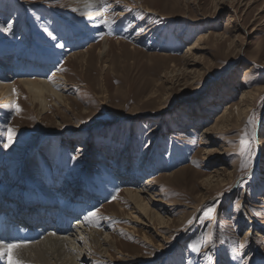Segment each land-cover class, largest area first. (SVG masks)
Segmentation results:
<instances>
[{
    "label": "rangeland",
    "instance_id": "1",
    "mask_svg": "<svg viewBox=\"0 0 264 264\" xmlns=\"http://www.w3.org/2000/svg\"><path fill=\"white\" fill-rule=\"evenodd\" d=\"M73 6L0 0V29L12 25L0 30V61L18 68L15 100L0 104V212L47 180L53 227L78 209L71 230L86 221L112 242L105 254L85 243L83 264H264V0H108L114 23L85 38ZM57 76L64 99L44 96L46 111L18 82ZM146 181L166 203L149 206L164 228L130 222L125 191Z\"/></svg>",
    "mask_w": 264,
    "mask_h": 264
},
{
    "label": "bare ground",
    "instance_id": "2",
    "mask_svg": "<svg viewBox=\"0 0 264 264\" xmlns=\"http://www.w3.org/2000/svg\"><path fill=\"white\" fill-rule=\"evenodd\" d=\"M71 2L74 5L73 9L75 15L79 16V21L85 28L84 32L87 33V35H82V31L79 30H76V33L82 35V38H85V36L90 37L91 35L98 36L104 26V24L101 23L105 15V11L102 8L108 3V0H105L104 4H101L100 0H71ZM145 34H148V31L145 32ZM101 41L107 42V39L104 37L101 39ZM105 48L106 47L104 46V50ZM62 52L64 53L65 51ZM53 56L54 58L50 61L51 63L54 62V59H56V56ZM2 58V60L5 62L0 61V104H6L5 108H7V106L10 107V105L15 100L14 92L12 90V87L10 86V82L8 81L10 78L18 75V68L16 66L6 64L10 61L9 59L7 60L6 55ZM36 60L38 62L36 64H40L41 66H45V64H47L44 69L49 67V62L45 61L43 56L36 55ZM44 73L45 72H41L38 77L44 76ZM38 77H33L32 80L19 79L18 82L26 86L29 95L32 97V100L39 103L40 107L43 108L42 110L46 111L47 109L45 98L48 95L54 97L60 102H63L64 96L59 94V92L55 90V87H59L61 85L64 86V80L61 77L57 76V80L55 82L48 83L47 81ZM44 96L46 97L44 98ZM43 181L45 188H39L40 190H37L38 195L33 194L34 192H32L31 188L24 189L26 191L24 195L28 196L32 201H27L23 197V202L21 203L20 199L21 205L16 206V208H18L17 213H21V215H23L22 217H20L21 215L17 216V213H15L16 208L14 206V210L9 208V206V210H7L9 212H0V241L4 243L22 242L25 246L15 251L16 258L22 260L24 264H83L82 261L85 258L84 256L86 255V253H84V250H86L85 243L90 244L92 248L95 246V248L97 247V249L99 248V250H103L105 254L106 247H111L112 242L107 239V237L102 238L104 232H99L95 228H92L93 230H91V227L90 229H82L84 226H86V221L77 223L80 227H74L76 231L69 228L72 218L76 217L78 213V209L68 208L67 211L64 212V214L66 215L62 216L61 218L59 216L58 221H56L58 224L53 227L54 223L52 219L55 218V214L57 215V213H55L56 209L54 206H59V201L57 200L55 195V197H52L53 194H51L52 191H50V188L52 187H49V189H47L48 183L50 181ZM149 186H151V184L149 183V181H146L144 186L140 188L142 190L125 191V194H127L128 196V203L134 210L128 215L131 218L130 222H135L141 227L149 228V225H156L157 227H159V229H161L167 225V222L160 215V211H163L162 208L153 210L149 208V206H151V203L154 204L155 202L165 205L166 203H164L159 198L155 200V197H148L149 193L146 188H149ZM82 187L84 188H79V193H84L86 186ZM62 191L64 192V186H62V188L60 189V192ZM112 195V188L107 187L103 197L108 199ZM5 205L6 203L4 202V199L0 201V207L4 208ZM133 213L139 214L141 218H135L132 215ZM55 227L57 229H54ZM69 230L75 233V237L78 234L79 236H82L84 242L82 241L81 246L77 244L80 242V240H77L75 237L72 238L74 234L69 235L68 238H66L67 236H55V234H57L55 232H69ZM3 257L5 258V262L3 264H8L7 254L0 255V259H3Z\"/></svg>",
    "mask_w": 264,
    "mask_h": 264
},
{
    "label": "snow or ice",
    "instance_id": "3",
    "mask_svg": "<svg viewBox=\"0 0 264 264\" xmlns=\"http://www.w3.org/2000/svg\"><path fill=\"white\" fill-rule=\"evenodd\" d=\"M101 4L105 3V0H100ZM101 23L105 24V25H111L112 23H114V21L110 18V17H106L104 18ZM2 31L5 32H11L12 31V25L11 23L6 22V27H3L2 29H0ZM47 35L48 37L54 42V46L55 47H63L62 44L58 43V39L59 37L54 34V32L52 31H47ZM16 111L19 112L20 109L18 106H16ZM15 137V130L12 129L11 127L7 128V142L4 144V147L7 148L9 147L12 143H13V138ZM242 144L245 143V141H241ZM241 155H243V152L241 153ZM72 159H76L75 156L72 157ZM251 160H246L241 167L242 168H246V167H250L251 165ZM213 212L212 208H208L205 216H209L211 215V213ZM89 217H95V212H90ZM25 245L22 242L19 243H4L2 241H0V255L2 254H7V259H8V264H24V262L20 259L16 258V251L17 249L24 247ZM192 247L196 250L199 251V245H192ZM241 247H243V245H241Z\"/></svg>",
    "mask_w": 264,
    "mask_h": 264
}]
</instances>
